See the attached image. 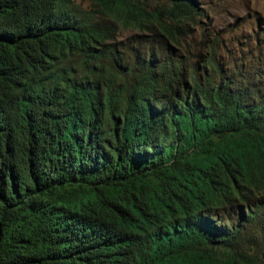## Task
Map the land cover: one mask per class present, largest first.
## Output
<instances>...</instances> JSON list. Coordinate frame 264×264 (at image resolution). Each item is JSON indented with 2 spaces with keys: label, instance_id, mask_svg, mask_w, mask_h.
I'll use <instances>...</instances> for the list:
<instances>
[{
  "label": "trees",
  "instance_id": "obj_1",
  "mask_svg": "<svg viewBox=\"0 0 264 264\" xmlns=\"http://www.w3.org/2000/svg\"><path fill=\"white\" fill-rule=\"evenodd\" d=\"M155 1L0 0V264H264V51Z\"/></svg>",
  "mask_w": 264,
  "mask_h": 264
},
{
  "label": "rangeland",
  "instance_id": "obj_2",
  "mask_svg": "<svg viewBox=\"0 0 264 264\" xmlns=\"http://www.w3.org/2000/svg\"><path fill=\"white\" fill-rule=\"evenodd\" d=\"M75 1L83 11L94 9L90 0ZM198 1L205 15L191 25L188 46L194 55L202 52L208 43L219 45V54L224 57L233 55L238 58L246 55V58H250L260 49L264 51V0ZM130 32L125 28L119 30L118 41L125 39ZM249 237L250 246L264 254V241L259 236Z\"/></svg>",
  "mask_w": 264,
  "mask_h": 264
}]
</instances>
